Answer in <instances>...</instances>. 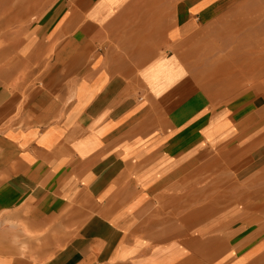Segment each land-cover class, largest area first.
Masks as SVG:
<instances>
[{"label": "crops", "instance_id": "0c3cea01", "mask_svg": "<svg viewBox=\"0 0 264 264\" xmlns=\"http://www.w3.org/2000/svg\"><path fill=\"white\" fill-rule=\"evenodd\" d=\"M81 1L22 43L0 26V264H264L259 141L180 55L212 1ZM219 177L223 207L196 201Z\"/></svg>", "mask_w": 264, "mask_h": 264}, {"label": "rangeland", "instance_id": "374dc122", "mask_svg": "<svg viewBox=\"0 0 264 264\" xmlns=\"http://www.w3.org/2000/svg\"><path fill=\"white\" fill-rule=\"evenodd\" d=\"M4 1L0 2V4L3 2L2 6L0 5L2 7L0 8V25L5 24L3 36L6 35L4 37L7 45H11L12 41L22 43V36L27 35V27L43 26L49 20L50 14L54 21V16L76 9L81 0H32V2L31 0H6L5 3ZM44 1L46 2L43 3ZM201 1L203 0H157L151 5H155L157 9L162 7L164 13H169L168 10L173 9L172 6L176 4L179 5L180 13L194 11L197 13L196 19L202 30L180 48L182 61L190 73L189 77L194 76L197 87L210 95L211 118L229 109L235 119L244 120L247 123L243 130L244 139L252 140L251 143L261 141L258 147L261 167L253 170L259 173L261 191L255 194L254 198L259 202L258 229L262 237L264 235V0H208L212 2L202 8L199 5L193 11V5ZM4 18L7 20L4 21ZM12 52L14 51H7L10 55ZM242 58H247L243 62V72L239 71V74L231 75V71L228 70L239 67H235V59ZM217 70H223L225 76L214 72ZM215 123H223V118ZM231 128L227 126L224 129L229 132ZM223 164L225 165L226 162ZM226 168L233 176L232 182L236 181L235 177L240 174H236L235 164L229 167L227 165ZM240 181L243 180L240 178ZM249 194L251 196V192ZM208 195H211L212 202L223 201V189L219 184H212L211 194L197 192L196 201L203 200V197ZM246 200L251 201V197ZM219 204L223 207V203ZM249 212L252 211L244 210V213Z\"/></svg>", "mask_w": 264, "mask_h": 264}, {"label": "bare ground", "instance_id": "6f19581e", "mask_svg": "<svg viewBox=\"0 0 264 264\" xmlns=\"http://www.w3.org/2000/svg\"><path fill=\"white\" fill-rule=\"evenodd\" d=\"M1 1H4V0H0V2H1ZM5 1H6V0H5ZM5 1H4V3H5ZM9 1H10V0H9ZM29 1H30V0H29ZM149 1H150V0H149ZM149 1H148V2H149ZM11 2H12V1H11ZM31 2H32V0H31ZM45 2H46V1H44L43 3H45ZM2 3H3V2H2ZM2 3L0 4L1 6H2ZM6 4H7V3H6ZM142 4H145V3H142ZM4 5H5V4H4ZM4 5H3V6H4ZM10 5H11V4H10ZM1 6H0V8H2ZM142 6L145 7L144 5H142ZM40 7H41V6H40ZM37 10H38V9H37ZM37 10H36V11H37ZM130 10H131V9H130ZM36 11H35V12H36ZM187 11H188V10H187ZM45 12H46V11H45ZM155 12H156V10H155ZM168 12H169V11H168ZM10 13H11V12H10ZM43 13H44V12H43ZM141 13H143V12H141ZM156 13H157V12H156ZM9 15H10V14H9ZM152 15H153V14H152ZM1 18H2V17H1ZM8 18H10V17L8 16ZM146 19H147V18H146ZM2 20H3V19H2ZM5 20H7V19L4 18V21H5ZM8 20H9V19H8ZM149 20H150V19H149ZM149 20H148V21H149ZM0 21H1V20H0ZM4 21H3V22H4ZM11 21H12V20H11ZM38 21H39V20H38ZM150 21H151V20H150ZM150 21H149V23H150ZM7 22H8V21H7ZM132 23H133V22H132ZM147 23H148V22H147ZM7 24H8V23H7ZM171 24H173V23H171ZM4 25H5V24H4ZM4 25H3V26H4ZM0 26H2V25H0ZM6 26H7V25H6ZM171 26H172V25H171ZM127 27H128V26H127ZM143 27H144V26H143ZM2 28L5 29V27H2ZM6 29H7V28H6ZM4 36L6 37V35H4ZM4 36H3V37H4ZM1 39H3V38H1ZM187 39H188V38H187ZM188 40H190V39H188ZM187 42H189V41H187ZM185 45H186V44H185ZM181 47H182V45H181ZM178 51H179V49H178ZM251 54H253V53H251ZM178 58H179V57H178ZM246 59H247V58H245V59L242 58V59H240V60L235 59V61H234V64L236 65L235 67H238V66H239V67H238V69L235 68V69H233V70H228V71H231V73H232L231 75H233V73H234V74H236V73L239 74L240 72H243V70H244L243 62H244ZM231 60H232V59H231ZM228 61H230V58H228ZM230 62H231V61H230ZM183 64H184V62H183ZM225 64H226V63H225ZM183 66H184V65H183ZM183 66H182V67H183ZM233 66H234V65H233ZM179 67H180V65H179ZM220 68H221V67H220ZM262 68H263V67H262ZM185 69H186V68H185ZM182 71H183V70H181V73H182ZM239 71H240V72H239ZM247 71H248V70H247ZM214 72L218 73V75H224V76H225V74H223V70H217V71H214ZM187 73H188V71H187ZM228 73H229V72H228ZM258 73H259V71H258ZM263 73H264V72H263ZM214 76H215V75H214ZM242 77H243V76H242ZM262 77H263V76H262ZM259 78H260V76H259ZM260 79H261V78H260ZM217 81H218V79H217ZM261 81H262V80H261ZM243 82H244V81H243ZM238 83H239V82H238ZM241 84H242V83H240V85H241ZM198 86H199V85H198ZM237 88H240V87H237ZM256 88H257V87H256ZM221 89H222V88H221ZM242 89H243V88H242ZM236 93H237V92H236ZM263 93H264V92H263ZM256 96H257V95H256ZM257 97H258V96H257ZM234 123H235V122H234ZM242 125H243V124H242ZM227 126H231L230 120H228L227 118H224V119H223V124H222L220 127L218 126L219 129H218V128H215L214 131H213L215 135H219V133H223V141H224V142L228 139V137H229L231 134L234 133V130H235V129L232 127V128L230 129V131L228 132V130L224 129V128H227ZM225 130H226V131H225ZM250 131H251V130H250ZM210 132H211V131H210ZM246 135H247V134H246ZM217 138H218V136H217ZM212 139H213V138H212ZM263 141H264V140H263ZM263 141H262V142H263ZM260 142H261V141H260ZM260 142H259V143H260ZM227 143H228V142H227ZM254 144H255V143H254ZM236 145H237V144H236ZM246 145H247V144H246ZM256 146H257V145H256ZM233 147H234V146H233ZM235 147H236V146H235ZM250 149H251V150H248L249 152L252 151V150H254V149H252V148H250ZM223 150H224V149H223ZM223 150H222V151H223ZM236 150H237V149H236ZM248 151L245 150V152H247V153H248ZM245 152H243V154H244ZM240 153L242 154V151H241ZM216 154H217V153H216ZM241 154H240V155H241ZM228 155H229V152H228ZM237 155H238V154H237ZM239 157H240V156H239ZM215 159H216V158H215ZM220 159H221V158H220ZM232 159H234V157H232ZM235 159H236V157H235ZM229 161H230V160H229ZM233 161H234V160H233ZM250 161H251V160H250ZM222 163H223V162H222ZM249 163H250V162H249ZM247 165H248V164H247ZM220 167H222V166H220ZM221 170H222V169H221ZM220 176H221V175H220ZM222 176H223V174H222ZM217 177H218V176H217ZM217 179H220V180L217 181L218 184H219V183H223V178L219 177V178H217ZM213 184H214V183H213ZM256 184H257V183H256ZM248 185H249V184H248ZM208 187H209V186H208ZM210 188H211V187H210ZM210 188H209V189H210ZM259 190H260V189H259ZM258 192H259V191H258ZM191 193H192V192H191ZM204 194H205V193H204ZM246 194H247V193H246ZM253 194H254V193H253ZM256 194H257V193H256ZM197 195H198V194H197ZM251 195H252V194H251ZM254 195H255V194H254ZM254 195H253V196H254ZM189 196H190V195H189ZM198 196H199V195H198ZM219 196H220V195H219ZM229 196H230V195H229ZM248 196H250L249 193H248ZM193 197H194V196H193ZM217 197H218V196H217ZM222 197H223V196H222ZM246 197H247V196H246ZM246 197H245V198H246ZM250 197H251V196H250ZM203 198H204V197H203ZM245 198H244V199H245ZM248 198H249V197H248ZM217 199H218V198H217ZM220 199H221V197H220ZM242 199H243V198H242ZM247 202H248V201H247ZM194 203H195V201H194ZM248 203H249V202H248Z\"/></svg>", "mask_w": 264, "mask_h": 264}]
</instances>
